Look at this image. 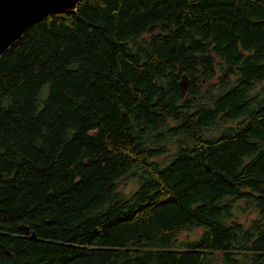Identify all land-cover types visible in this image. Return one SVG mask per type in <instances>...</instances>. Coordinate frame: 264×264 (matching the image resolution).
Returning a JSON list of instances; mask_svg holds the SVG:
<instances>
[{
  "label": "trees",
  "instance_id": "obj_1",
  "mask_svg": "<svg viewBox=\"0 0 264 264\" xmlns=\"http://www.w3.org/2000/svg\"><path fill=\"white\" fill-rule=\"evenodd\" d=\"M0 264H264V0L32 23L0 56Z\"/></svg>",
  "mask_w": 264,
  "mask_h": 264
},
{
  "label": "water",
  "instance_id": "obj_2",
  "mask_svg": "<svg viewBox=\"0 0 264 264\" xmlns=\"http://www.w3.org/2000/svg\"><path fill=\"white\" fill-rule=\"evenodd\" d=\"M81 0H0V56L25 30L50 12H74ZM188 75L182 73L179 86L186 91ZM29 232V227L22 224ZM34 238V231L31 230Z\"/></svg>",
  "mask_w": 264,
  "mask_h": 264
},
{
  "label": "rangeland",
  "instance_id": "obj_3",
  "mask_svg": "<svg viewBox=\"0 0 264 264\" xmlns=\"http://www.w3.org/2000/svg\"><path fill=\"white\" fill-rule=\"evenodd\" d=\"M134 176L135 175H129V176L125 177L123 180H121L119 185L122 186V188L124 189L125 192H128L135 185H136L135 187L138 186V182L136 184L137 178H134ZM196 234H197V231H195V230L182 231L179 234V238L180 239H184L186 237L193 238L196 236Z\"/></svg>",
  "mask_w": 264,
  "mask_h": 264
}]
</instances>
